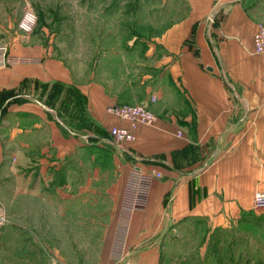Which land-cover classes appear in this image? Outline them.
<instances>
[{"label": "crops", "instance_id": "1", "mask_svg": "<svg viewBox=\"0 0 264 264\" xmlns=\"http://www.w3.org/2000/svg\"><path fill=\"white\" fill-rule=\"evenodd\" d=\"M155 4L179 8L177 18L118 47L74 31L66 42L32 46L10 8H0V47L39 60L2 66L0 54V201L11 220L31 218L33 236L49 252H65V264H112L132 167L162 177L133 215L130 264H188L191 230L201 250L262 218L253 199L264 193V55L254 53V35L264 0ZM133 102L156 115L154 127L132 128L106 113ZM113 127L134 142L115 148Z\"/></svg>", "mask_w": 264, "mask_h": 264}, {"label": "rangeland", "instance_id": "2", "mask_svg": "<svg viewBox=\"0 0 264 264\" xmlns=\"http://www.w3.org/2000/svg\"><path fill=\"white\" fill-rule=\"evenodd\" d=\"M155 3L156 0H0V8H10V18L17 21L25 8L33 10L36 24L32 32L25 35L32 46L38 43L33 40L39 39L44 48L54 41L66 42L73 36L68 33L74 31L118 47L131 36L145 39L160 33L162 25L177 18L179 8H160ZM72 21L93 22V25L73 30ZM76 36L80 37L79 34ZM129 105H143L149 110L141 103ZM0 208L5 212L1 201ZM23 211L24 216H32L27 214L29 210L23 208ZM16 214L21 216V212ZM258 214H262L261 219L219 233L211 241L206 240L201 250V236L197 230H194L195 234L191 230L188 264H264V211ZM6 216L8 222L0 228V264H53L54 261L65 264V252L51 253L48 242L33 236L31 218L11 220L7 213Z\"/></svg>", "mask_w": 264, "mask_h": 264}, {"label": "built area", "instance_id": "3", "mask_svg": "<svg viewBox=\"0 0 264 264\" xmlns=\"http://www.w3.org/2000/svg\"><path fill=\"white\" fill-rule=\"evenodd\" d=\"M36 15L31 8H25L17 23V30L28 35L36 24ZM254 53L264 55V25H259L254 35ZM1 65L36 64L39 60L31 58H11L7 55V47H0ZM106 113L122 121L128 122L132 128L137 126L154 127L157 122L156 115L143 105H113L106 109ZM111 141L115 148L120 149L125 143H132L134 135L125 128L113 127L109 131ZM176 136L182 137L180 132ZM162 175L156 171L145 172L137 167H132L128 172L118 209L115 230L110 249L112 264H130L128 235L133 215L143 211L148 202L151 184ZM253 211H264V193L257 192L253 199ZM6 213L0 208V228L7 224Z\"/></svg>", "mask_w": 264, "mask_h": 264}]
</instances>
